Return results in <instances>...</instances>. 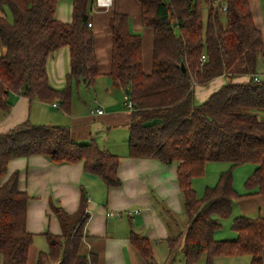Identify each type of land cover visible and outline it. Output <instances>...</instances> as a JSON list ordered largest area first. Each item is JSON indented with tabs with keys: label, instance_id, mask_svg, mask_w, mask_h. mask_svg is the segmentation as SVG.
Wrapping results in <instances>:
<instances>
[{
	"label": "trees",
	"instance_id": "obj_1",
	"mask_svg": "<svg viewBox=\"0 0 264 264\" xmlns=\"http://www.w3.org/2000/svg\"><path fill=\"white\" fill-rule=\"evenodd\" d=\"M59 1L0 0V113L8 112L14 95L29 102L57 103L68 113L73 91L92 87L101 76L88 27L93 0H69V23L55 18ZM136 1L141 25L153 36L151 72H143L141 37L130 32L126 15L113 12L108 21L107 77L113 88L129 91L127 157L176 165L186 229L167 238L166 263L181 253L185 264H196L203 256L204 264H214L216 259L243 255L250 258L249 264H264V218H236V240L214 239L220 222L231 215L234 200L264 197V115H256L264 113V78H251L261 69L264 43L252 19L251 0ZM215 2L221 3L219 8ZM222 6L224 14L219 12ZM62 48L69 53V72L63 88L54 89L46 64ZM240 76L248 79L234 83ZM220 77L225 84L195 104L194 84L205 86ZM152 120L157 122L143 127ZM32 156L47 157L57 165L81 163L83 172L100 179L107 189L122 185L120 158L94 139L74 142L68 127L26 121L0 134V264H27L33 245L26 228L29 197L18 188L19 173L5 179L11 160ZM211 163H227L230 169L198 199L193 181ZM245 164L256 170L244 183L247 193L239 196L231 172ZM53 212L61 234H43L47 250L37 253L35 264H93L96 256L82 252L89 219L85 192L81 190L75 213L59 207ZM129 243L143 261L155 264L148 238L132 233Z\"/></svg>",
	"mask_w": 264,
	"mask_h": 264
},
{
	"label": "crops",
	"instance_id": "obj_2",
	"mask_svg": "<svg viewBox=\"0 0 264 264\" xmlns=\"http://www.w3.org/2000/svg\"><path fill=\"white\" fill-rule=\"evenodd\" d=\"M250 10L264 43V0H251ZM113 12L126 15L130 32L141 37L143 72L149 74L153 36L141 25L139 4L136 0H113L110 9L90 15L94 51L101 73L91 87L98 93L97 101L86 103L80 99L82 104L78 107L72 95L70 110L66 113L57 103L29 102L14 95L10 98L8 112L0 113V134L26 121L64 126L69 128L74 142L86 144L94 139L101 148L120 158L118 177L122 185L118 189H107L100 179L84 173L81 163L57 165L44 156L9 162L5 179L18 172V188L29 197L26 228L34 239L27 264H35L38 252H46L43 234H61L53 209L59 207L67 214L75 213L81 190L85 192L89 214L82 252L96 256L93 264H147L129 243L132 233L149 239L156 261L168 255L167 238L185 232L186 217L176 181V165L165 166L154 160L127 157V123L131 111L124 104L125 92L113 88L107 77L111 49L108 21ZM55 18L62 23L71 21L69 0L59 1ZM2 54L0 47V56ZM46 69L50 86L62 89L69 72L68 50L62 48L49 56ZM262 72L261 68L259 73ZM224 84V78L220 77L209 82L207 87L197 88L195 104L203 103ZM204 88L209 91L205 92ZM95 110H102V114L94 113ZM178 218L180 225H177Z\"/></svg>",
	"mask_w": 264,
	"mask_h": 264
},
{
	"label": "rangeland",
	"instance_id": "obj_3",
	"mask_svg": "<svg viewBox=\"0 0 264 264\" xmlns=\"http://www.w3.org/2000/svg\"><path fill=\"white\" fill-rule=\"evenodd\" d=\"M218 4L220 5L221 3L218 2ZM219 5L216 4V7L219 8ZM221 8L219 9V12ZM206 14L207 12L206 10H204L203 12L204 20L206 19ZM260 68L264 69V58L262 59L260 63ZM263 74L264 72L259 73L257 75H263ZM263 78L264 76L261 77V79ZM245 79L247 78L244 76L242 77L240 76V77L234 78L233 82L242 83L245 81ZM207 86L208 85L195 87L196 90H194V101H196L195 94L197 92V88H203ZM95 90L91 87L86 88L84 86H80L77 90L73 91V100H74L73 102L79 107V105L82 104L80 103V99L83 102L86 101V103L91 102V100L97 101L98 93ZM203 90L207 92L209 91V88H204ZM103 96H104V92L102 91L101 97ZM256 115H258L259 117V115H264V113L262 114V112H256ZM229 169H230V166L227 163L208 164L205 168V174L201 178H198L193 181L192 188L195 192L196 197L198 199L201 198L204 193V189L206 187H214L217 183L219 175L223 172L228 171ZM255 170H256V166L253 164H245V165L236 167L232 170L231 173H232V179H233V187L239 196L247 193L244 187V183L246 179L254 173ZM239 217L249 218V219H255L257 217L264 218V197L252 196V197L245 198V199L241 198V199L234 200L233 205H232L231 215L227 219L222 220L220 222L221 224L220 230H218L215 233L214 239L216 241L236 240L237 234L232 229V223L234 219L239 218ZM177 225H180L179 218L177 220ZM178 233H180V231ZM30 260H31V257L29 259V262ZM204 263H205V257L203 256L196 264H204ZM249 263H250V258L246 255L231 256V257L216 259L214 261V264H249ZM155 264H185V261L181 253H176L173 258V262L170 261L166 263V257H161L159 259H156Z\"/></svg>",
	"mask_w": 264,
	"mask_h": 264
},
{
	"label": "built area",
	"instance_id": "obj_4",
	"mask_svg": "<svg viewBox=\"0 0 264 264\" xmlns=\"http://www.w3.org/2000/svg\"><path fill=\"white\" fill-rule=\"evenodd\" d=\"M112 2H113V0H93V2L91 3V7H90L91 14L96 13L98 10L110 9L112 6ZM225 11H226V7L223 6L221 8V12L225 13ZM88 27L91 28V24H88ZM204 62H205V57L201 56L200 63L203 64ZM262 76H264V74L263 75H253L251 78H252L253 82H259L261 80ZM195 86H196V84H194V87ZM124 104L128 110H130V111L132 110V105L129 102V100L127 99V96L124 97ZM94 113L101 115L102 110H95Z\"/></svg>",
	"mask_w": 264,
	"mask_h": 264
},
{
	"label": "water",
	"instance_id": "obj_5",
	"mask_svg": "<svg viewBox=\"0 0 264 264\" xmlns=\"http://www.w3.org/2000/svg\"><path fill=\"white\" fill-rule=\"evenodd\" d=\"M184 71V69H183ZM129 94V91L128 90H125V95L127 96ZM157 122V120H152L150 122H146L143 124V127L147 128V127H151L153 126L155 123Z\"/></svg>",
	"mask_w": 264,
	"mask_h": 264
}]
</instances>
